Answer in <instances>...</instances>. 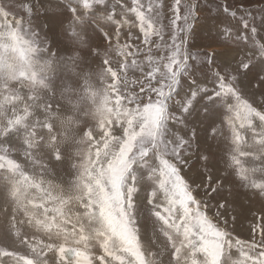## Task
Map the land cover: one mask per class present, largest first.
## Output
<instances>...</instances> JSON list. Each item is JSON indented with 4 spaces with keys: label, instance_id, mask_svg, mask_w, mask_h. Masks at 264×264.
<instances>
[{
    "label": "snow or ice",
    "instance_id": "1",
    "mask_svg": "<svg viewBox=\"0 0 264 264\" xmlns=\"http://www.w3.org/2000/svg\"><path fill=\"white\" fill-rule=\"evenodd\" d=\"M54 4L17 18L0 0V264H264V208L234 239L226 187L264 201V7L218 3L232 55L201 59L199 0H173L167 39L163 0H62L51 40L32 17ZM197 105L226 175L198 144Z\"/></svg>",
    "mask_w": 264,
    "mask_h": 264
},
{
    "label": "rangeland",
    "instance_id": "2",
    "mask_svg": "<svg viewBox=\"0 0 264 264\" xmlns=\"http://www.w3.org/2000/svg\"><path fill=\"white\" fill-rule=\"evenodd\" d=\"M3 2L8 5L11 4L13 6V11L18 13V17L24 16L25 13L17 8V5L28 3L29 0H3ZM62 3V0H55V4L53 5V11L45 14L43 11L32 17V25L36 28V30L41 31V34H47L49 39L56 40L61 30L62 23H66L63 17L59 16L57 13L59 11V5ZM131 3V0H129ZM163 3L166 5L164 11L166 18L164 20L165 27V38L167 39L170 35V27H168V16L169 8L173 3V0H163ZM199 3L202 5L201 10L199 11V19L191 21L192 30L188 34L187 37V47L193 53H199L200 58H204V54L207 53L211 55L213 51L222 58H230L232 53L228 50L227 46L220 42L221 37L217 35L216 27L217 20L216 17V6L217 4L227 3L231 9H235L239 7L242 3V0H199ZM243 3L246 7L251 9H258L264 7V0H243ZM183 4V0H182ZM211 9V11H209ZM240 13H237V17H239ZM182 25V21L178 22ZM226 26V25H225ZM127 31V29H125ZM100 42L103 43V39L99 38ZM159 53H157L158 55ZM219 62V60H218ZM257 71L256 69L253 72ZM197 75H201L197 73ZM183 87L180 90V94L183 95L184 92L188 90V84L186 81L182 82ZM209 89L212 87L209 82L205 85ZM247 81H244L241 87H246ZM250 91V89H248ZM257 99H259V95L257 94ZM214 118V112H209L208 116L205 117L203 111L200 106L197 105L196 111L193 113L192 120L195 122V125L198 126V144L201 150L207 149V151L213 156V160L216 162V166L219 169V174L221 176L226 175L224 171V166L220 162V156L222 155V147L223 145L218 142V140L212 139L210 136L206 135L204 129L210 123L211 119ZM219 121H217V124ZM195 144L193 147L195 148ZM202 168V164L199 161L190 162V166L184 169V173L186 178L195 179L196 183L200 182V176L198 175V169ZM233 177H228V181H232ZM226 181V187L232 188L233 199L235 201L238 215L234 224H230L229 231L232 233L233 238H239L243 241H249L251 239L250 234V226L254 224H259L260 221L258 219L259 210L264 208V201H261L258 198L252 196L251 192L246 191L243 188H240L236 184H230ZM144 193H141V198ZM202 195V193H201ZM256 215V219H253V216ZM151 229L149 227V233ZM15 247V246H13ZM17 251L21 253L27 254L26 248H16ZM233 257H239V249H233ZM4 264H13L11 260L5 259Z\"/></svg>",
    "mask_w": 264,
    "mask_h": 264
}]
</instances>
